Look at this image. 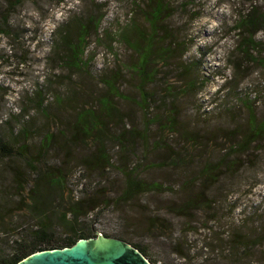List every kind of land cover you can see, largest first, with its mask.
<instances>
[{
	"label": "rangeland",
	"instance_id": "1",
	"mask_svg": "<svg viewBox=\"0 0 264 264\" xmlns=\"http://www.w3.org/2000/svg\"><path fill=\"white\" fill-rule=\"evenodd\" d=\"M165 1L170 3L173 10L171 16L164 21L168 36L174 37L171 41L182 42L186 47L179 48L175 58L161 70L160 80H169L178 91L188 78L197 81V88L203 87L188 95H182L179 91L176 93L179 100L175 101L178 104L180 120L188 122V128L199 130L202 136L199 149L183 159V162H189L192 168L189 175L192 177L200 164L207 160L215 163L222 159L230 145L239 138L237 135L248 127L249 120L247 122L243 100L249 101L258 118L263 117L264 70L247 58H238L242 72L235 83L231 81L230 85H226L231 88L229 92H220L225 81L229 82L231 78L233 80L235 70L230 61L233 59L229 57L237 54L235 47L238 32L234 28L239 14L249 7L248 2L189 0L185 7L180 4L181 0ZM56 2L57 0H23L18 7L10 10L7 0H0V20L5 18L7 24L9 13L11 25V37L7 36V27L6 33H0V137L7 141V137H10V127L15 133L24 128L28 130L27 152L33 157L39 155L43 156L44 160L58 162L57 165L68 174L63 205H66L65 202L70 198L73 201L80 198L85 188L88 201H107L111 205L122 189L123 178L119 168L128 166L129 162L131 164L133 158L128 154V159L123 162L120 159L124 155L122 148L117 146L109 135H105L102 144L112 158L111 165L83 166L81 158L94 156L96 148L92 145L84 146V143L70 142L69 127L64 136L60 132L67 128L65 124H71L76 112L90 106H95L96 112L98 111V106L93 102L95 97L102 95L104 89L97 81L111 72L121 76L117 85L121 94L129 98L118 100L117 109L123 114H129L127 124L130 122L142 127L140 111L132 102L137 98L135 80L123 67L134 60V55L120 41L119 33L130 21L144 25L135 5L142 7L145 0L144 3L142 0H94L95 5H91V0H62L58 5ZM255 4L264 11V0ZM89 7L97 9V13L103 14L104 18L100 23L98 35L91 34L86 41V65L81 71H69L60 66L56 57L51 54L55 44L52 31L65 23L70 16H77ZM168 40L170 42V39ZM256 40L264 44V32L258 33ZM21 58L26 61L22 63ZM45 77L50 84L46 85ZM40 85L47 91V115L27 108L28 98ZM73 94L75 102L68 103L66 100L73 98ZM57 98L61 104L57 103ZM68 118L70 121H67ZM107 130L112 134L116 128L112 124ZM43 131L55 135L50 150L45 154L39 145ZM165 143L169 144L146 157L147 166L154 163L160 165L165 156L180 152L178 148L183 142L180 134H173L168 137V143ZM167 147L170 148L168 151ZM166 158L170 160V157ZM27 168L25 161L19 158L0 162V202L3 201L7 205V193L11 194L12 201L18 202L19 198L14 196L10 185L11 173L15 169L25 171ZM226 170H231V173L228 174ZM219 173L220 182L216 186L208 184L211 191L220 185L225 189L220 195H214L217 201L216 211L214 210L216 220L208 224V229L200 230L197 235L189 234L187 243H182L184 248L190 249L189 261H184L168 251V246H172L170 243L179 238L176 236L178 228L171 224L180 222L176 215L169 213L166 208L167 201H172L169 195L151 194L144 197L143 203L131 206L100 205L88 219L95 217L92 226L97 235H127L134 242L141 244L151 259L157 261L156 264H264V242L250 247V241L254 240L257 232H260L259 229L264 232V135L244 155L225 159L223 170ZM143 176L147 180L163 182L167 187L180 185L187 179L181 167L171 166L151 167L148 172L144 171ZM195 188L197 189V184ZM193 190L195 191L191 188L186 194L175 193L174 199L180 201ZM216 190H213L211 195ZM143 208L155 210L160 218H164V223L171 230L168 234L170 239L147 231L146 217H142L140 212ZM122 214L124 220H132L130 226L133 228H127L125 224L120 223ZM200 214L195 217H200ZM7 216L0 221V250L8 247L11 240L25 236L26 232H29L27 226L32 225L26 218L27 213L20 211L13 214L12 224L16 226L13 228V235H10L11 231L7 234V229H10L7 223H11L10 216ZM65 231L66 229L58 224L52 225L53 239L63 238ZM232 234H235V239L247 237L248 249L235 251L236 244L231 246L228 242ZM217 236L225 239V248L222 251L205 247ZM238 258L241 260L238 261Z\"/></svg>",
	"mask_w": 264,
	"mask_h": 264
},
{
	"label": "trees",
	"instance_id": "2",
	"mask_svg": "<svg viewBox=\"0 0 264 264\" xmlns=\"http://www.w3.org/2000/svg\"><path fill=\"white\" fill-rule=\"evenodd\" d=\"M22 1L13 0L12 2V0H7V4L11 7L10 10H13ZM175 1L180 0H173V2ZM245 1L249 3V7L244 13L239 14V20L234 28L238 32V41L235 47L237 54L236 56L232 54L229 57V59H233L230 61L235 73L233 80L231 78L229 82L225 81L224 88L220 92H229L231 88L226 85H230L231 81L235 83L240 72H242L238 58H247L251 63L264 70V44L256 40V35L264 32V11L255 4L259 0ZM142 2L144 3V0ZM56 3L58 5L62 3V0H57ZM188 3L189 0L180 1V4L185 5V7ZM93 4L94 0H91V5ZM135 7L139 11L138 15H140L144 25L136 21H130L125 28L121 29L119 39L134 55V60L130 64L123 65V67L128 71L129 76H132L135 80L134 86L137 91V98L132 102L140 111L142 127H137L136 124H130V122L127 124L126 120L129 119V114H123L117 109L118 100H129V98L121 94L117 85L121 76L111 72L97 81L104 89L102 95L95 97L93 102L98 106V111L96 112L95 106H90L76 112L71 124L69 126L65 124L67 128L60 133L64 136L69 127L70 142L84 143V146L92 145L96 148L94 156L81 158V165L83 166L91 167L92 165L104 164L108 167L111 165L112 158L109 157V153L105 151L102 144V138L104 139L105 135H109L110 139L122 148L125 156L123 155L120 159L123 162L128 159V154H130L134 161L131 164L129 162L128 166L119 168L123 178L122 189L116 199L111 202L113 203L111 205L131 206L143 203L145 201L144 197L151 194L169 195L172 201H167L166 208H168L169 213L176 215V219H179L180 222L171 224L178 228L176 229V236L179 238L170 243L172 246H168V251L170 250L171 254L179 256L184 261H189L191 260L189 258L190 249L184 248L182 243H187L189 234L197 235L200 230L208 229V224L216 220L214 210L216 211L217 201H215L214 195L217 193L220 195L225 190L220 185L211 191L208 184L212 183L216 186L220 182L221 175L219 172L223 170L225 159L244 155L254 143H257L263 137L264 115L262 118H258L249 105V101L243 100V107L247 111V122L249 120L248 127L237 135L239 138L230 145L228 152L224 153L222 159L215 163L211 160L205 161L195 169L194 175L190 177L189 170L192 168L189 162H183V159L186 155L189 157L191 152L199 149L202 136L199 130L188 128V122L180 120L178 104L175 102L179 100L176 93L181 91L182 95H188L194 90H201L203 87L197 88V81L188 78L185 79L183 87L178 91L169 80L164 78L160 80L161 70L168 65L169 61L175 58L178 49L181 47L183 49L185 46L182 42L171 41L174 37L168 36L164 21L173 12L170 3L165 0H145L142 7L139 5H135ZM96 10L89 7L77 16H70L65 23L57 26L52 31L55 44L52 47L51 54L56 57V60L61 64L60 66L69 71H81L86 65V60H84L86 41L91 34L98 35L100 23L104 18V15L97 13ZM9 17L10 14L8 13L7 24L5 18L0 20V33H6L5 28L7 27V36L11 37ZM13 39L19 40V38ZM168 39H170V42H168ZM186 51L187 48H185ZM182 55L183 53H181ZM21 61L24 63L26 60L21 58ZM46 79L47 77H45V83L48 85L49 80ZM46 92V89L41 85L35 88L28 98L27 108L36 109L47 115L45 113L47 111ZM72 97L66 101L68 103L75 102L74 94ZM57 103L61 104L62 102L57 98ZM67 121H70V118ZM112 124L115 126L116 131L109 134L107 129ZM127 125L128 127H126ZM173 134H180L181 136L183 143L178 148L180 152H173V154L165 156L160 165L154 163L147 166L146 157H150L151 154L163 149L166 145L165 142L168 143V137ZM27 138L28 130L23 128L15 133L12 127H10V137H7V141L0 137V162H8L19 158L24 160L28 167L25 171L20 169L12 171L10 185L15 193L14 196L19 200L18 202L12 201L10 199L11 194L7 193V205L3 201L0 202V221L9 214L11 223H7V227H10V229H7V234L11 231L10 235H13V228H16L15 224H12L13 214L25 211L27 213L26 218L32 224L27 226L29 232H26L25 236L11 240L8 247L6 246L0 250V264H18L38 251L62 249L71 247L82 239L97 238L98 235L92 226L95 217L89 220L88 216L99 209L100 205H104V207L111 206L107 201L101 203L88 201L87 188H85V191L83 190L80 198L74 201L72 198H67L66 205H63L62 202L67 192V172L57 165L58 162L44 160L43 156L40 157L39 155L38 157L31 156L27 152L29 143ZM21 139H24V141L21 142ZM54 139L55 135L53 133L43 131L39 144L44 151L43 154L50 150L49 147ZM169 149L167 147L166 151ZM166 157H170V160L168 161ZM157 166L181 167L187 175V179L183 180L180 185L174 184L171 187L165 186L163 182L147 180L143 176L144 171L148 172L149 168ZM226 172L230 174L231 170H226ZM196 184L197 189L195 188ZM191 188H194L195 191L193 190L184 199L180 201L174 199L175 193L182 192L186 194ZM213 190H216V192L211 195ZM140 212L142 217H146L147 231H151L152 234H157L161 238L170 239L168 234L171 230L164 223V218H160L161 216L156 214L155 210L151 211L148 208H143ZM198 213H201L200 217H195ZM123 215L120 216L119 221L128 228L132 220L129 218L124 220ZM54 224L66 229L63 238L53 239L51 228ZM20 228L19 226L18 229L20 230ZM259 230L260 232H257L254 240L250 241V247L251 245L255 247L264 242V232L261 229ZM102 235L126 242L137 249L150 264L157 263V261L151 259L144 246L134 242L127 235ZM234 237L235 234H232L228 242L231 246L236 244L235 251L236 249L241 251L248 249L247 237L236 239ZM224 241V238L217 236L205 247L213 251H222L225 248ZM240 260L238 258V261ZM207 261L208 259L205 260V262Z\"/></svg>",
	"mask_w": 264,
	"mask_h": 264
},
{
	"label": "water",
	"instance_id": "3",
	"mask_svg": "<svg viewBox=\"0 0 264 264\" xmlns=\"http://www.w3.org/2000/svg\"><path fill=\"white\" fill-rule=\"evenodd\" d=\"M18 264H150L126 242L98 235L71 247L35 252Z\"/></svg>",
	"mask_w": 264,
	"mask_h": 264
}]
</instances>
